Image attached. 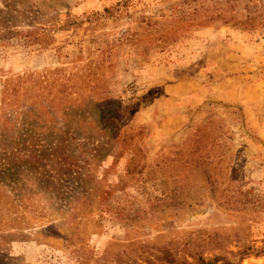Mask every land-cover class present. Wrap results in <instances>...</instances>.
<instances>
[{
  "label": "rangeland",
  "instance_id": "374dc122",
  "mask_svg": "<svg viewBox=\"0 0 264 264\" xmlns=\"http://www.w3.org/2000/svg\"><path fill=\"white\" fill-rule=\"evenodd\" d=\"M0 7V264H264V0Z\"/></svg>",
  "mask_w": 264,
  "mask_h": 264
},
{
  "label": "trees",
  "instance_id": "16d2710c",
  "mask_svg": "<svg viewBox=\"0 0 264 264\" xmlns=\"http://www.w3.org/2000/svg\"><path fill=\"white\" fill-rule=\"evenodd\" d=\"M182 1H188V0H182ZM11 6L12 3L9 2L2 3V7L4 8H10ZM2 7H0V13H4ZM12 157L13 156H11V158H7L5 156L1 158L2 161H0V179H1L0 181H3V179H5L13 182L14 178L11 177L12 172H9L14 166V160ZM5 171L7 173H5ZM217 258L218 256H213L211 258H197L196 261L194 262L182 261L180 262V264H214ZM167 262H172V260H168ZM224 264H229V263L225 262Z\"/></svg>",
  "mask_w": 264,
  "mask_h": 264
}]
</instances>
